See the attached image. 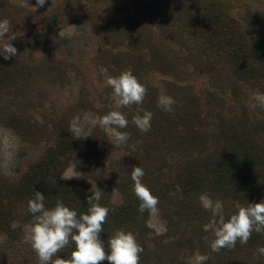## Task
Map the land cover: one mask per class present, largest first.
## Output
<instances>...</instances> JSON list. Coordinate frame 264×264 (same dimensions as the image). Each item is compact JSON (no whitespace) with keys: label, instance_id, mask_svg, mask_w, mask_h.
Instances as JSON below:
<instances>
[{"label":"rangeland","instance_id":"1","mask_svg":"<svg viewBox=\"0 0 264 264\" xmlns=\"http://www.w3.org/2000/svg\"><path fill=\"white\" fill-rule=\"evenodd\" d=\"M36 4L0 0V21L10 23L0 43L15 36L10 43L17 49L9 60L0 55V210L11 218L0 231V264H38L31 246L22 242L33 219L30 195L16 189L39 191L36 164L53 153L62 160L63 175H82L69 181L82 184L86 198L91 191L103 193L99 203L108 216L135 196L131 171L143 168L142 183L159 199L157 212L138 213L108 228L105 222L100 239L106 252L109 237L120 229L132 232L144 248L140 264H186L197 253L210 257L205 264H264L257 252L264 233L254 244L237 242L213 252V237L204 230L212 214L200 202L202 196L222 201L230 218L237 206L253 203L255 182L264 176V109L252 107L254 95L264 93V76L250 66L264 47V0ZM211 11L221 22H206ZM226 15L230 19L223 21ZM126 70L147 93L142 105L120 109L128 120L121 131L130 139L114 146L96 118L114 107L107 76ZM160 95L175 99L172 112L157 106ZM138 108L153 114L147 133L132 123ZM75 117L90 136L73 138L68 129ZM253 151L262 157L258 164L243 163L244 152L252 157ZM223 164L234 167L232 182L213 188L209 177L214 180ZM201 177L209 180L201 185ZM44 183L43 194H57Z\"/></svg>","mask_w":264,"mask_h":264},{"label":"clouds","instance_id":"2","mask_svg":"<svg viewBox=\"0 0 264 264\" xmlns=\"http://www.w3.org/2000/svg\"><path fill=\"white\" fill-rule=\"evenodd\" d=\"M46 2L47 0H37L36 6L42 7ZM9 31V21L7 19L0 21V38L7 36ZM14 38L15 36L0 43V55L5 60L17 55L16 47L10 43ZM100 71L105 73L107 70L101 68ZM105 84L112 89L111 99L114 101V107L107 114L97 117L96 123L104 130L111 144L120 146L130 139V133L121 131L128 126V120L120 109L142 105L147 88L131 71L127 70L118 76H107ZM253 99V108L264 109V93L257 92ZM175 103V99L169 95H160L157 98V106L165 112H172ZM152 116V112L138 108L132 117V123L140 132L147 133L151 129ZM68 131L75 139L90 136L83 133L79 117L73 118ZM144 175L143 168L139 166L132 168L133 192L140 201L138 211L154 214L157 212L159 199L142 183ZM81 177L82 175L79 174H64L61 179ZM179 190L180 186L177 185V191ZM91 192L92 194L87 196L88 211L79 217L76 210L70 209L59 200L54 208H46L45 195L40 191H36L34 198L29 199L27 207L33 219L27 226L22 242L31 246L38 257V264H102L105 260L109 264H140V255L144 252V248L130 231L116 230L108 239L110 251H105L100 233L104 231L103 225L107 220L109 209L99 203L103 194L101 191ZM170 194L175 195V192ZM200 202L202 207L210 210L212 214L204 230L210 232L213 237L210 241L213 252H219L224 248H235L237 242L245 245L253 232L264 233V201L237 206V210L227 219L222 201L217 200L213 203L202 196ZM70 243L75 245L70 258H60L57 254ZM257 252L264 255V246H260ZM54 257L56 258L53 259ZM209 258L206 254L197 253L194 259L187 261L186 264H205Z\"/></svg>","mask_w":264,"mask_h":264},{"label":"trees","instance_id":"3","mask_svg":"<svg viewBox=\"0 0 264 264\" xmlns=\"http://www.w3.org/2000/svg\"><path fill=\"white\" fill-rule=\"evenodd\" d=\"M220 17H218L216 14H214L212 11L211 13H208L207 17L205 18L206 22L208 20V22H221ZM230 19L229 16H225L223 18V21H228ZM201 22H204V20L202 19ZM262 52H260V57L257 58V63H261L263 64L259 66L257 65V63H255V61H251L250 62V66L251 68L256 71L257 73H261L264 76V47L261 49ZM250 66H248L246 69H248ZM245 74V73H244ZM245 77V75H244ZM242 119V118H241ZM241 143H239L237 146H235L234 150H231V153H234V151L240 146ZM70 143H64V148L68 149ZM253 153V156L250 157L248 152H244V157L245 158L243 160V163H248V161L250 160L251 162L258 164L256 160L262 159V157H260L258 154H256L257 152H251V154ZM56 153L52 154V156H47L46 158H41L39 163H37L36 165H38V167H36L37 172H38V178H37V189L44 193V187H45V181H48V184L50 185V188L53 189L57 194H55L54 192L52 193H46L45 197L46 200L44 201L45 203V207L48 209H52L55 207L57 201H62L64 203L65 206H68L70 209L76 210L78 217L81 214L87 213L88 211V207L89 205L87 204V198H86V193L85 191H83L81 185L82 184H75V182L73 181H69V180H63L61 179V176L63 175L64 172V167H61L62 164V160H60L59 158H57ZM238 158H242V156L238 154H235ZM250 158V159H249ZM264 165V162H263ZM222 172L217 175V177L213 180V177H209V179H212V181H210V185L216 186V188H225L226 186H228L231 182H232V176H230V174H232L234 172V167L232 166L231 168L228 167L227 164H223L222 167ZM259 177H263L262 179L257 178L255 185H256V192H258V194L255 195V197H253L252 202L253 203H257V202H261L264 201V176H259ZM228 178V180H226ZM208 177L206 178H200V180H198L199 184L203 185L205 183H207V181L209 180ZM193 181H186V188L190 185V183ZM230 182V183H229ZM235 188H237V185H235ZM30 186H27L26 188H20V189H16L18 192L22 193V192H26L27 195H30L28 197V199H32L34 198L35 195V190H31ZM43 189V190H42ZM226 189V188H225ZM239 193V189L236 191ZM55 194V195H54ZM245 194V193H244ZM243 194V195H244ZM246 195V194H245ZM49 196V197H48ZM248 196V195H247ZM51 197V198H50ZM244 198V197H243ZM242 198V201H243ZM73 202H76L79 205H74ZM100 202V201H99ZM139 204L140 201L137 199L136 196L131 197L129 200H127L124 204L118 205L115 209H113V212L111 215H109L107 217L106 220V227L108 228L109 226H114L117 225L118 223H124L126 222L128 219L135 217L136 214L140 213L138 211L139 208ZM3 210H0V231H5L8 228V225H10L9 220H11V218L8 216L10 213H3ZM263 234V233H256L253 232L251 235V238L249 239V241L247 242L248 244H254L256 241L259 240V236ZM75 245L73 243H70L62 252L58 253L57 255L60 258H65V259H69L71 252L74 250ZM56 257H54L53 259H55Z\"/></svg>","mask_w":264,"mask_h":264}]
</instances>
